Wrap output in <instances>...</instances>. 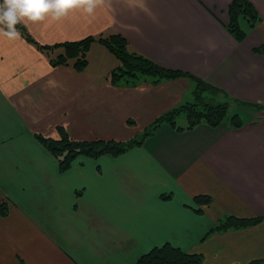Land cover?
<instances>
[{"label":"crops","instance_id":"0c3cea01","mask_svg":"<svg viewBox=\"0 0 264 264\" xmlns=\"http://www.w3.org/2000/svg\"><path fill=\"white\" fill-rule=\"evenodd\" d=\"M232 1L105 0L92 15L23 24L38 44L21 32L0 38V264H136L165 243L203 254L202 264L264 260V0H249L260 20L243 23L242 42L226 28ZM112 34L237 101L244 125L188 128L181 115L186 124H163L121 155H81L62 170L37 135L127 141L194 100L189 77L112 82L119 64L98 41L84 70L52 63L63 46L40 47ZM230 215L263 220L211 232Z\"/></svg>","mask_w":264,"mask_h":264},{"label":"trees","instance_id":"16d2710c","mask_svg":"<svg viewBox=\"0 0 264 264\" xmlns=\"http://www.w3.org/2000/svg\"><path fill=\"white\" fill-rule=\"evenodd\" d=\"M228 15L229 22L226 28L239 42L244 41L248 34L247 28L243 27V23L246 22L248 28H253L260 20L255 7L249 0H233L228 7ZM17 29L28 41L38 44L23 24H18ZM95 41L104 44L119 60V65L110 74L112 82L118 83L124 79L131 83H137L141 79H146L153 84H159L165 80L189 77L195 83L194 100L164 113L153 121L141 135L127 141L75 140L63 128H59L61 132L59 139L37 135V138L45 147L59 159L62 170L69 168L72 162L81 155L94 158L102 155H121L135 146L142 145L163 124L176 127V120L181 115L186 116L189 123L188 128H193L201 123L217 127L227 118L231 105L237 103V101L220 99L221 90L188 72L162 67L152 59L131 51L127 40L120 34H112L108 37L89 36L76 42L40 45V47L45 51H50L57 46H63L65 52L53 58L52 63L54 65L68 64L70 60H74L75 68L84 70L89 62L88 51ZM256 51L264 53V48H258ZM229 118L234 128H241L244 125L240 114L233 113ZM195 202L198 204L202 202L210 203L211 198L200 195L196 196ZM7 213V205L5 203L1 204L0 214L5 216ZM262 220L263 217L260 216L245 218L230 215L217 224L211 232L249 227L260 223ZM203 260L204 256L201 253L189 252L171 243H165L141 256L136 264H202ZM261 262H264V260H256L249 264H261Z\"/></svg>","mask_w":264,"mask_h":264},{"label":"clouds","instance_id":"9594fccd","mask_svg":"<svg viewBox=\"0 0 264 264\" xmlns=\"http://www.w3.org/2000/svg\"><path fill=\"white\" fill-rule=\"evenodd\" d=\"M105 0H2L0 3V38L15 41L21 38L18 24H36L45 19L59 21L69 12L81 10L92 15Z\"/></svg>","mask_w":264,"mask_h":264},{"label":"rangeland","instance_id":"374dc122","mask_svg":"<svg viewBox=\"0 0 264 264\" xmlns=\"http://www.w3.org/2000/svg\"><path fill=\"white\" fill-rule=\"evenodd\" d=\"M244 27H245V24H244ZM89 56H90V54H89ZM112 56V55H111ZM93 57H97V58H100L99 57V54L98 53H96V51H94L92 54H91V58H93ZM114 59H116V61H115V63L114 64H119V60L113 55L112 56ZM93 60H94V58H93ZM94 62V65L96 66L97 65V62L98 61H93ZM232 106V105H231ZM233 113V109L231 108L230 110H229V113H228V116H227V118H225L224 120H223V123H225L226 121H228L229 119V116L231 115ZM247 115H246V113L245 114H242V118L244 119V117H246ZM183 119H184V121H183ZM177 121H178V124L180 123H182V124H186V122H187V120H186V118H185V116H181V117H179L178 119H177ZM261 264H264V262H261Z\"/></svg>","mask_w":264,"mask_h":264}]
</instances>
